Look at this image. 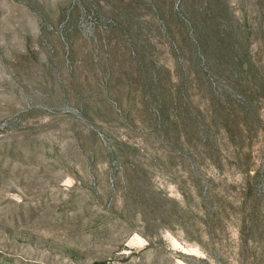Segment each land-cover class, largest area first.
<instances>
[{"label": "rangeland", "instance_id": "rangeland-1", "mask_svg": "<svg viewBox=\"0 0 264 264\" xmlns=\"http://www.w3.org/2000/svg\"><path fill=\"white\" fill-rule=\"evenodd\" d=\"M209 2L0 0V264H264V0L213 2L237 68Z\"/></svg>", "mask_w": 264, "mask_h": 264}, {"label": "trees", "instance_id": "trees-1", "mask_svg": "<svg viewBox=\"0 0 264 264\" xmlns=\"http://www.w3.org/2000/svg\"><path fill=\"white\" fill-rule=\"evenodd\" d=\"M213 2L214 0H210L209 5H207V8H206V14L208 15V18H209L208 22H206L203 26H201L199 23L194 21L195 23H193V25L191 26V28H193V34L192 36L190 35V37L186 36L185 43L189 45V48H190L189 54L192 57H194L195 54H197L203 59L213 62L214 59H218L217 58L218 56L219 58H225L227 61L232 63L234 67L236 66L235 68H237L238 64L236 63V59L238 60V58H236V55H235L236 49L231 48L228 43V42L232 43L235 40L236 36L233 37L230 34L231 33L230 30L227 28L224 31L223 24L221 23L222 16H220L221 10L216 8ZM130 29L132 30L133 28H130ZM177 51L179 53L183 52L182 48L181 49L177 48ZM224 52L227 55H225ZM221 55H223L224 57ZM232 69H233V66H232ZM237 78H244V77L241 74H239ZM184 82H185V79H182L180 81L179 87H178V94L176 95V97L170 98L168 99V101H166V99H161L162 96L160 95L157 96L159 100L161 99L160 100L161 102L159 103V107H160L159 123H160V129L163 133L162 136L170 137L174 130H178L176 136L180 141L184 140L186 136L188 139L189 138L188 136L190 135V132H191L187 126L184 127V125H187L184 123L187 117L186 116L183 117V115H181V118H180L181 120L177 122H173L171 120V115H170L171 112L169 110H170L171 101L175 100V104L177 102V104L179 105L187 102V98L181 92L184 87ZM236 84L239 85L237 81H236ZM239 86H241L242 88L241 90L245 93L247 91H250L249 87L243 85L242 83ZM255 93H257V95L264 94V86H262L261 88L259 87ZM185 107L188 108L186 104H185ZM187 111L191 113L189 110ZM221 114L225 115L223 111L221 112ZM225 116H226L225 118L223 116L221 117H223V119L227 122L229 119V116L228 115H225ZM238 116L239 117L233 118L232 126L225 125L227 129L231 131L233 138L241 137L240 135H242V133L244 132L242 129L243 125H246L251 119H253L254 121V117L250 110H244V113L241 116L240 115ZM194 120H196L197 122L195 132L203 133V127L200 124V118L195 116ZM214 120L215 122H218L219 118L217 119L214 118ZM182 132H184V134Z\"/></svg>", "mask_w": 264, "mask_h": 264}]
</instances>
